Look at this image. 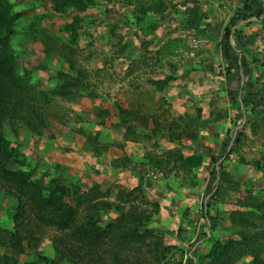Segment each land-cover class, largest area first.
<instances>
[{"label": "rangeland", "instance_id": "obj_1", "mask_svg": "<svg viewBox=\"0 0 264 264\" xmlns=\"http://www.w3.org/2000/svg\"><path fill=\"white\" fill-rule=\"evenodd\" d=\"M150 1L153 0H140L145 5ZM161 1L168 6L163 16H150L152 19L144 22V25L151 24L159 18L160 28L148 33L138 28L143 23L135 21L131 13L135 7H127L124 3H108V12L98 8L79 12L82 26L76 44L68 42V32L63 30L76 11L62 16L43 1L40 11L45 10L49 16L42 21V26L47 28L50 42L60 55L47 56L35 34H19L13 39V45L20 67L32 69L35 78L40 80L38 87L49 90L61 81L58 70L75 74L64 61L70 57L76 67L85 71L89 87L76 94L52 97L48 107L53 114L46 118L42 134L21 127L16 140L23 147L34 179L44 177L47 180L57 174L65 184L79 185L81 192L97 186L99 191L106 193L96 197L94 202H119L117 193L132 189L135 176L141 170L143 193L136 202L140 209L153 212L152 225L166 224L177 229L180 225L181 235L187 241L180 243L175 236H169L170 243L183 245L181 254L175 251L170 257L173 261L182 258V264H187L193 245L198 244V249L203 250L207 240L233 236L236 227L229 219L230 212L240 207L241 198L248 191L255 196L262 194L264 179L262 172L251 164L239 167V154L226 159L222 166L214 159L209 160L211 156H220L223 135L234 113L231 105L238 99L234 89L236 81H233L235 71L231 68L227 72L225 68L228 60L223 55L221 34L241 5L240 0ZM12 2L14 9H23L27 18L40 8L32 0ZM137 4L138 0L132 3ZM243 34L245 46L263 57L264 30L259 22L249 23ZM191 37H198L200 41L193 55L189 53ZM250 66L257 82L250 89L249 99L255 108H261L264 71ZM167 76L173 79L162 89L151 82ZM87 91L93 95L86 96ZM115 103L138 111L150 126L157 123L160 128L151 138H145V130L139 122L131 121L132 127H137L127 132V126L120 123L116 115ZM101 109H107L108 113L99 116ZM196 114L201 116L200 126L196 124ZM234 126L244 131L242 143L246 160L264 159V111L250 119L238 118ZM196 130L198 134L201 131L212 133L213 138L199 134L193 143L186 133ZM5 134L15 141L10 131L6 130ZM86 134L95 137L99 145L107 144V148L95 154L85 139ZM233 134L236 136V132ZM167 153L171 154L170 159ZM191 155H196L194 161H198L193 162L188 172L179 157L184 159ZM152 156L161 159L160 169L148 162ZM141 158L143 165L137 162ZM0 195V221L10 227L15 202L3 188H0ZM154 200L160 205L155 212L151 205ZM204 201L210 202L209 213L217 221L214 231L201 217ZM92 214L100 219V224L116 218L114 210H95ZM54 233L51 228L45 229L37 251L52 252L50 239ZM0 251L11 253L6 247H0ZM262 257L264 259V253Z\"/></svg>", "mask_w": 264, "mask_h": 264}, {"label": "trees", "instance_id": "obj_2", "mask_svg": "<svg viewBox=\"0 0 264 264\" xmlns=\"http://www.w3.org/2000/svg\"><path fill=\"white\" fill-rule=\"evenodd\" d=\"M32 1L40 8L39 11L31 12L27 18L23 9H14L12 0H0V188L5 189L15 202L11 226L0 221V247H6L11 251L10 254L0 251V264H61L62 262L67 264H182V258L173 261L170 257V254L175 251L181 254L183 245L180 246L179 242L187 241L186 237L181 235L180 225L178 229L173 226L168 227L166 224L152 225L153 212L140 209L136 202L143 193L144 177L141 170H138V176H135L136 182L132 189L129 191L122 189L117 193L119 202L105 200L94 202L96 197L104 196L106 193L99 191L97 186H93L87 192H81L79 185H67L57 174L47 180L44 177L34 179L23 147L16 140L21 127L34 134H42V130L46 127V118L52 117L53 114L49 113L48 107L52 97L76 94L79 90L89 87L85 71L76 67L70 57H66L64 61L75 74L58 70L61 81L49 90L38 87L40 80L35 78L32 69L20 67L13 45V39L19 34H35L47 56L60 55L56 53L58 51L55 45L50 42L51 37L47 28L42 26V21L49 16L45 10L40 11L43 1H47L52 10L62 16L71 10L77 12L63 26V30L68 32L70 44H76L79 37L82 26V17L79 12L92 8L108 12L109 9L106 8L108 3H124L128 5L127 7H135L131 9V13L135 21L143 23L138 25V28L148 33L149 30L158 27L159 18L151 24L144 25L146 19L150 20L156 15L162 17L168 6L161 0L150 1L146 5L141 4L140 0L137 5H132L135 0ZM240 3L241 5L235 10V15L230 17L221 34L223 55L228 60L225 68L227 72L231 68L235 71L233 75L236 76L233 81H236L234 89L237 90L238 99H235L231 105L234 113L222 139L220 156L218 158L211 156L209 160L214 159L222 166L226 159L239 154L238 166L251 164L255 170L262 172L261 176L264 179V159L246 160L242 143L244 131L237 130L234 126L238 118L250 119L254 114L264 111V101L260 104L261 108H255L249 99L252 95L250 89L257 82V76L252 74L250 65L258 67L263 72L264 55L262 57L260 52L255 53L248 49L245 46L243 34L245 27L251 22H259L261 29L264 30V0H240ZM191 38L198 39V37ZM39 68L42 69V66L39 65ZM172 79V76H167L163 79L151 80V82L157 89H162ZM92 95V92H86V96ZM115 105L119 122L127 126V132L134 131L133 127L136 126L132 127L131 121L139 122L145 130V138H151L160 128L157 123L150 126L146 122V117L140 115L138 111L131 108L125 109L118 103ZM107 113V109L98 111L99 116ZM195 119L196 124L200 126V114H196ZM6 130L13 134L15 141H11L6 136ZM197 131L186 133L193 143L198 138ZM233 132H236V136L232 135ZM85 139L91 144L95 154L107 148V144L99 145L93 136L86 134ZM167 154V158L170 159L171 154ZM195 157L196 155L184 159L179 157L182 160V166L188 172H191L193 162L198 161H194ZM222 157L225 159L221 160ZM139 161L141 165L144 164L142 158L137 160ZM148 162L156 168L161 167L159 158L152 156L148 158ZM122 165L124 166V163ZM213 172H211V181L214 180ZM162 178L164 184L163 175ZM210 198L212 199L213 195ZM1 199L0 195V207H2ZM151 205L154 212L160 208L155 200L151 202ZM201 207L204 224H209L214 231L217 221L209 213L210 202L204 201ZM237 208L233 209L229 216L236 227L233 236L207 240L203 250L198 249V244L193 245L187 264H240L241 261L243 264H264L262 257L264 253V188L259 196L248 191L241 198L240 207ZM95 210L100 212L114 210L116 218L109 220L106 224H100V219L92 214ZM48 228L56 232L50 239L52 252L40 253L37 248L42 242L41 238L45 229ZM204 235L206 233H203ZM169 236H175L179 242L170 243Z\"/></svg>", "mask_w": 264, "mask_h": 264}, {"label": "built area", "instance_id": "obj_3", "mask_svg": "<svg viewBox=\"0 0 264 264\" xmlns=\"http://www.w3.org/2000/svg\"><path fill=\"white\" fill-rule=\"evenodd\" d=\"M199 42V39L191 38V40L189 41V46L191 48V50L189 51L190 55L194 54V49L198 47Z\"/></svg>", "mask_w": 264, "mask_h": 264}, {"label": "crops", "instance_id": "obj_4", "mask_svg": "<svg viewBox=\"0 0 264 264\" xmlns=\"http://www.w3.org/2000/svg\"><path fill=\"white\" fill-rule=\"evenodd\" d=\"M204 10V9H203ZM210 24H214V22H211ZM207 25H209V24H207ZM158 28H160V27H158ZM159 30V29H158ZM157 30V31H158ZM158 33V32H157ZM225 131V130H224ZM224 131H223V133H224ZM201 136H203V135H209V136H212V138H213V134L212 133H206V132H204V133H202V131H201V133H199ZM212 134V135H211ZM221 134V133H220ZM220 134H219V137H220ZM223 137H224V135H223ZM199 138V137H198ZM165 206V205H164ZM163 212V211H162Z\"/></svg>", "mask_w": 264, "mask_h": 264}]
</instances>
